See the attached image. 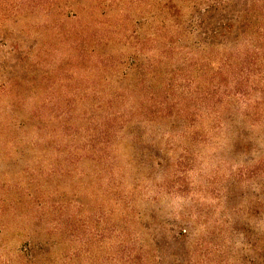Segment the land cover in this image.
<instances>
[{
    "label": "rangeland",
    "instance_id": "rangeland-1",
    "mask_svg": "<svg viewBox=\"0 0 264 264\" xmlns=\"http://www.w3.org/2000/svg\"><path fill=\"white\" fill-rule=\"evenodd\" d=\"M0 264H264V0H0Z\"/></svg>",
    "mask_w": 264,
    "mask_h": 264
}]
</instances>
